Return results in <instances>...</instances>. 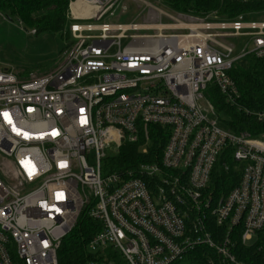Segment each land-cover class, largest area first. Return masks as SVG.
Listing matches in <instances>:
<instances>
[{"label": "built area", "instance_id": "1", "mask_svg": "<svg viewBox=\"0 0 264 264\" xmlns=\"http://www.w3.org/2000/svg\"><path fill=\"white\" fill-rule=\"evenodd\" d=\"M129 1L141 10L122 23L107 19L128 10L122 0H72V43L44 74L0 61V264H59L83 214L100 226L88 250L102 258L88 264H202L189 258L202 246L249 264L233 232L250 245L264 227V135L223 127L208 90L241 108L230 71L264 59V18L246 20L264 10L228 18ZM150 125L170 130L159 163L106 167L108 150L142 132L146 153ZM222 159L240 179L216 197Z\"/></svg>", "mask_w": 264, "mask_h": 264}, {"label": "trees", "instance_id": "2", "mask_svg": "<svg viewBox=\"0 0 264 264\" xmlns=\"http://www.w3.org/2000/svg\"><path fill=\"white\" fill-rule=\"evenodd\" d=\"M72 0H0V13L9 20L18 21L27 31L35 30V35L51 33L59 36L65 43V50L72 43L69 33L70 3ZM167 7L188 13L205 15L216 12L222 17H234L241 13L264 10V0H162ZM246 64L236 65L230 75L234 79L239 92L238 108L226 101L221 92L214 87L208 90L216 114L223 127L235 133L248 132L255 137L264 135V119L258 114L264 112V59L255 55L247 56ZM169 128L160 125L148 127L149 141L146 153L142 145L146 138L142 132L135 143L126 142L118 153L109 154L105 159L106 167L123 171L134 168L140 163L160 162L164 146L169 137ZM228 159V158H227ZM230 159V158H229ZM216 165L212 174L209 190L218 197L227 194L240 179V173L232 168L225 171L221 162ZM99 224L92 218L82 215L74 230L63 240L59 250V264H88L94 259H101L99 254L88 250L92 235L99 229ZM215 231L216 227H212ZM224 229H219L215 236L219 237ZM235 231V230H234ZM235 240L234 253L239 260L249 264H264V227L258 231L250 245L240 239V230L233 232ZM212 257L215 264H222L216 252L205 246L198 247L189 258L192 262L207 264Z\"/></svg>", "mask_w": 264, "mask_h": 264}, {"label": "rangeland", "instance_id": "3", "mask_svg": "<svg viewBox=\"0 0 264 264\" xmlns=\"http://www.w3.org/2000/svg\"><path fill=\"white\" fill-rule=\"evenodd\" d=\"M149 1L160 8L169 10L161 2L162 0ZM122 2L129 5L128 10L123 12L119 8L116 15L107 18L108 20L128 23L140 13L141 8L138 4L129 0H122ZM263 18L264 13H261L248 16L246 20ZM64 52L65 43L59 36L51 33L35 35L31 31H27L18 21L9 20L0 13V61L3 65L13 67L23 76H27L29 73L41 75L53 69ZM241 64H246V60H243ZM108 153L113 154L109 150ZM93 161L92 159L91 162L93 163Z\"/></svg>", "mask_w": 264, "mask_h": 264}, {"label": "bare ground", "instance_id": "4", "mask_svg": "<svg viewBox=\"0 0 264 264\" xmlns=\"http://www.w3.org/2000/svg\"><path fill=\"white\" fill-rule=\"evenodd\" d=\"M81 5V1H78L77 3H73V8L77 9V6Z\"/></svg>", "mask_w": 264, "mask_h": 264}, {"label": "snow or ice", "instance_id": "5", "mask_svg": "<svg viewBox=\"0 0 264 264\" xmlns=\"http://www.w3.org/2000/svg\"><path fill=\"white\" fill-rule=\"evenodd\" d=\"M62 196H63V194H62V193H59V194H58V197H62Z\"/></svg>", "mask_w": 264, "mask_h": 264}]
</instances>
